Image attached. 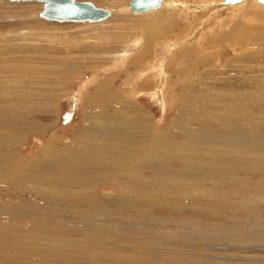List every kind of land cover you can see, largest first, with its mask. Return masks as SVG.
Wrapping results in <instances>:
<instances>
[{
    "label": "bare ground",
    "instance_id": "bare-ground-1",
    "mask_svg": "<svg viewBox=\"0 0 264 264\" xmlns=\"http://www.w3.org/2000/svg\"><path fill=\"white\" fill-rule=\"evenodd\" d=\"M5 1L9 2V0ZM171 1L177 3L178 1L185 2L188 0ZM222 1H225L223 2V7H226L230 11L229 13H232L230 18L227 19L229 21H227L226 25L223 22L220 25L225 27L226 30L222 31L218 38H215V35L204 39L202 38L203 43L200 49H211L212 47L221 48L219 51L212 53V57L216 63H221L222 67H227L231 60L230 54L238 51L240 55L236 60L245 62L247 65L242 73L236 75H231L230 73V71L235 72V70L227 71L228 73L222 71L220 74L223 77L219 78L220 81L213 82L210 87L211 89H204L202 84L205 82L203 80L210 78L213 76L212 74L206 73L204 77L200 74H198L199 76L194 75L196 76L195 79H193L194 76L192 73L189 79L188 74H186V78L183 80L178 78L176 76L177 74L175 75L173 73L177 77L176 81L181 83V85L191 87L197 85L199 89L204 91V94L200 96L199 106L204 111L209 109L206 112L207 115L212 113L210 120L204 119L207 117L206 114L201 119H198V131L194 133H197L194 139H192V135V137L189 136L190 130L188 129L189 131H187L185 129L189 133H185V135L180 133L182 140L179 138L181 143L177 142V140H174L172 134L178 133L176 131L177 123L173 122L171 127L166 128L168 130L161 131L160 129L159 131L151 123L152 119L150 115H140L142 112L140 113L138 110H132L134 114L132 120L117 121V115H115L116 109L113 106L114 101L117 100L115 99V95H113L115 90L108 91L109 81L105 84L100 82L95 85L87 96L91 100V108L94 107V101L98 102L99 100L98 103L102 105L100 107L98 106V108L106 113L105 118L107 119L106 123H108V126L103 128H105L104 131L108 137L107 140L110 141H107L108 144H106V147L120 144L121 153L119 154L121 156L123 155V160L112 164L114 166L113 169L118 171L117 175L110 178L102 173L101 176L103 177L102 180H105L103 183H107V187L109 186L116 190L117 194L115 196L119 201L115 199L114 202L119 207V215H111L107 212L100 214L102 218L109 217L126 222L130 221L126 223L125 226L127 227L123 228L125 229V233H122V235L115 234V232L111 231L112 229H106V225L109 226V224L105 223V219V222L100 219V221H96L95 218H93L94 220L85 219L81 221L85 214L93 216L94 214H98L92 208L82 207L81 209L85 210V212L80 209L77 212L75 211V209L79 208L75 206L76 199H80L81 202L83 201V203L87 204L92 201H105L103 198L105 195L98 194V192L93 194V191H86L87 193L83 191V189H86L85 187L97 180L90 178V175L87 174L89 170H86L87 168L82 166L84 163L81 165L77 162L78 160L76 161L74 159L76 155H72L71 149L75 144H72V141H70L68 145H60L58 142L59 139L55 134L49 137L47 135L46 142L39 144L41 140H44L46 133L50 131V126L43 127L35 120V115L25 114V112L19 110L18 107H23L22 105L24 104L20 101L21 99L13 98L15 99L13 100L10 97L0 95V264H56L62 258L68 257L71 260L76 259V256L80 254L77 252L79 249L82 252H86L89 249L107 247L109 244L105 238H116L118 237L117 235L121 238L119 240L120 243L124 240L131 242L134 248H126V251L127 253L131 251L134 254L119 259L120 261L114 257L116 263L126 264V262L128 263V258H133L138 263H142L145 256H152L154 261H159L162 260L160 259L163 255L162 253H168L169 257L165 256L169 262L168 264H183L181 261H179L180 263L176 261L181 255H183L181 260L187 259L189 264H208L207 259H209V255L212 257L208 253L218 251L214 254L213 258L219 260L220 257L216 258V255L218 256L220 251L225 252L228 249L232 251L239 250V253L244 254L247 252L251 254L255 253V255L256 253L264 255V246L236 247L231 244H222V240L229 236L223 230L224 228L216 230L217 233L215 231L209 233L212 228L200 229L202 225L210 226L209 222H205L206 224H204L200 221L197 222L193 218H182V216L177 215L178 212L187 210V212L191 211L197 215L200 213V215L206 217L221 215V217L227 218L226 213H228L232 217L237 216L240 219V221H237L231 218L232 223L230 222V224H235L236 228H250V233L246 234L251 235L253 239L257 238L262 241L264 238V222L259 217L261 210H264L262 207L264 202L260 200L255 201L256 196H264V138L260 136L251 137L247 129L250 109L254 108L257 110L262 107L264 108V80L261 81L254 78L255 75L260 74H252V67L249 66L251 60H254L258 56L264 58V1L192 0L191 3H197L202 8L205 7L203 6L205 3ZM101 2L104 3L106 1H100L99 3ZM170 3V1L167 3L166 0H161L159 8L142 12L149 13L145 25L142 26L144 30L141 32L140 37L135 39L133 44L129 46L130 48L142 47L140 52L131 55L128 53L129 50H124L119 55H115V61L127 62L131 65L132 69L137 63H146V59H150L149 46L154 47L156 43L160 42L163 44L165 50H169L174 46L176 39H179L181 34L185 32V29H182L184 25L178 26L177 17L179 13L176 11V4L172 5ZM93 5L99 7L95 4ZM199 6L194 7L199 10L201 9ZM194 7L183 6L182 9L186 12V14L182 12L183 15L187 17L186 15H189L188 13H191L190 11ZM99 8L102 7L100 6ZM164 8L168 10H164ZM128 9V4H126L112 12L111 10L110 12L107 10L109 16L104 21H107V24L113 21L122 23V16L127 15ZM253 9L256 11L259 10L257 20L263 21V23L254 26L256 28L254 31H251V28L252 30L254 29L253 27H249V25L247 27L240 22L235 23L234 21V23L230 24L236 14L242 13L243 15H248ZM208 10H215V8H204V11H206L204 14ZM200 15L195 16V18L201 17ZM127 28L125 26H117V30L124 29L125 31ZM236 30L240 32L239 37L229 40L228 38L230 36L232 37L231 33H234ZM25 33L26 30L17 32L15 39L23 43ZM173 38L175 39L174 42L172 40ZM0 40L3 39L0 38ZM2 43L3 41H0V44ZM114 43L115 41L110 40L103 45H86L89 50L88 54L82 55L81 57L92 56V52L95 50L104 49ZM19 46L21 48L25 47L24 44ZM250 47L258 48L259 50L255 54H251L247 51ZM3 48L6 49L9 47L6 46ZM1 55L3 54L0 51V64L2 65L8 58L7 54L4 56ZM199 59L190 63L189 67H191V71L199 68ZM129 64L126 66H129ZM1 65L0 70L3 76V72L5 73L7 70L12 72L15 69H12V67L6 69L5 67H1ZM160 66L157 64L152 65V67L150 66L152 77L147 76L146 73L139 72L131 86V93L137 96L139 95L138 91L146 89L148 95L151 92L153 93V90L149 89L148 86L155 77L160 78L163 76L168 80L170 74ZM256 70L259 71L258 68L255 69V72ZM237 71H240V69H237ZM146 72L149 73L147 70ZM256 73H262V71ZM123 74L127 75V73ZM5 77H0V82H8L9 80H6ZM175 77H173V80ZM90 81L88 79L84 83V86ZM119 85L122 86L121 84ZM10 86L12 87L13 85ZM26 92L30 93V91ZM152 93L149 95H152ZM10 94L12 95L11 92ZM14 101L15 104H13ZM134 101L136 102V100ZM13 105L16 107L15 109L12 108ZM111 108H113L114 113L110 111ZM97 109L94 108V111ZM86 113H89V111H86ZM85 120L84 126L88 122V116ZM125 125L128 127L129 125H135L149 128L141 132L139 129V132L136 131V133L131 134L124 129ZM27 135L29 137L33 136L34 138L39 137L36 139L38 145H32L34 151L30 154H25L20 150V146H23L24 143L22 142L23 138ZM189 141H196L194 143L201 146L200 153H196L197 155H195L194 150L192 151L191 149L188 150L190 153L185 152L179 155V152L182 151L181 146L184 149V146ZM17 146L19 147L18 149ZM85 147L88 148L89 145ZM78 152L80 153L81 151L79 150ZM80 161L84 162L85 160ZM14 196H17V198L15 197L16 201L11 202ZM179 196L182 197L179 199L177 198ZM261 199L264 200V197ZM23 202L26 204H21ZM142 202L149 207H154L155 205V209L159 211H163L160 209H165V211L172 214V216H176V218L162 221L156 216H142L140 214L142 212L138 208L139 203ZM8 206L9 208H2ZM126 209L128 211L132 209V212H124ZM75 218L80 219L76 221ZM214 219L217 220V218ZM154 223H159L164 227L157 228ZM171 224L175 226L179 225L178 227L181 229L174 231L165 227ZM230 224L225 223L224 227ZM261 227H263V230L259 229ZM231 228L233 227L231 226ZM254 229L259 230L256 231ZM90 238H94L96 241H89ZM240 241L241 243L243 242V240L239 239ZM147 244L155 245L157 248L163 247L164 251L156 255V253L150 251V248H145L146 251L137 248L139 245ZM114 247L116 251L117 247ZM199 249L201 250L199 251ZM192 250H198L200 254L195 252L192 254ZM202 250L206 252H202ZM235 252H232V254L237 256H222L220 254L221 257H224L223 262L221 261L222 264H264V257H259L258 254L254 257H243ZM83 254H86L88 258L87 253ZM191 254L193 259H188ZM232 258H236L237 261L233 262L231 260Z\"/></svg>",
    "mask_w": 264,
    "mask_h": 264
},
{
    "label": "rangeland",
    "instance_id": "rangeland-1",
    "mask_svg": "<svg viewBox=\"0 0 264 264\" xmlns=\"http://www.w3.org/2000/svg\"><path fill=\"white\" fill-rule=\"evenodd\" d=\"M74 1L89 2L99 7L101 6L103 9H106L109 12L111 10L112 12L115 9L128 4L130 0H74ZM100 1H106V2L99 3ZM168 1H170L171 2L170 4L172 5L176 4L175 8H176V11L179 13L177 17V22L179 23L178 26L184 25V28L182 29H185V32L181 34L179 39H176L175 41L176 43H174V46L171 47L169 50H165L161 42L156 43L154 47L149 46L150 48L149 58L150 59L147 58L146 63L144 62L137 63L136 66H133L135 69L134 68L131 69V65L127 62L123 63L122 61H115V57H116L115 55H119L124 50H129L128 53L131 55L140 52V49L142 47L141 48H138V47L130 48L129 46L133 44V41L139 38L140 35L142 34L141 32L144 30L143 29L144 27L142 28V26L145 25L147 21L146 18H148L149 13L135 14V13H132L128 9L127 15L122 16L123 18L122 23H117L116 21H113L107 24V21H104L106 18L102 20L104 22L100 21V22H93V23L72 22V21L59 22V21L46 20L45 18H43L42 15L45 11L44 2H40L36 0L19 1V2H6L5 0L0 1V38L3 39V40H0V41H3V43L0 44V51L3 54L1 56H4L5 54H7V58H8L5 63H2V65L1 64L0 65L1 67H5L6 69L8 67H12V69L15 68L12 71L13 73L8 70L5 73L3 72L4 76L2 75L1 73L2 71L0 70V75H1L0 77L7 76L5 78L6 80H9L8 82H5V83L0 82V84L3 83L0 85V88L2 87L0 89V95H4L12 99L13 98L21 99L20 101H22L24 104L22 105L23 107H18L19 110H22L23 112H25V114L35 115L36 117L35 120L43 127L50 126L49 128L50 131L46 133L44 140H41L39 144L45 143L46 138H48L52 134H55L57 136V138L59 139L58 142L60 145H68L70 144V141H72V144H75L73 145V148L71 149L72 155L73 156L76 155L74 156V159L76 161L78 160L77 162L80 163L81 165L84 163V165L82 166H85L87 168L86 170H89L87 174L90 175V178H95V180L98 181V182L96 181L94 183H91L90 185L85 187L86 189H83V191L85 192L93 191V194L98 192V194L105 195L103 197L105 200L104 202L92 201L91 203L87 204V203H83V201L81 202L80 199H76L75 206L76 208L77 207L79 208L75 209V211L77 212L79 209L82 210L81 209L82 207L92 208L98 214H94V216L85 214L83 218L81 219V221L85 219H93V218H95L96 221H100V220L103 222L106 221L105 223L109 224V226L108 225H106L107 227L105 226L106 229L107 228L112 229L111 230L112 232H115V234H119V235H122V233H125L124 232L125 229L123 228L127 227L125 225L126 223L130 221L126 222L124 220L122 221V220L112 219L109 217L108 218L101 217L100 214L103 212H107L108 214H111V215L112 214H117V216L119 215V212H118L119 207L114 202L115 199L119 201V199L115 196V194H117L116 190L115 188H110L109 186L107 187L106 185L107 183H103V181L105 180H102L103 177L101 176H102V173L103 175L105 174V176L107 175L110 178L113 177L114 175H117L118 171L113 169L114 166L112 164L117 163L120 160H123L122 158L123 155L121 156L119 154L121 153L120 144L115 145V146L112 145V147H106V144H108L107 143L108 137L106 136L105 131H104V129L108 126V123H106L107 119L105 118L106 113L102 112L100 108H98V106L100 107V105H102L101 103H98L99 100L98 102L94 101L95 102L93 105L94 107L91 108L92 107L91 100L87 98L89 92H91L93 90V87L97 85L98 83L103 82L105 84V83H108L107 81H109L110 84L108 86L109 88L108 91L117 90V92L114 91L113 93V95H115L116 97L115 99L117 100V101H114L113 103V106H115V109H116L115 115H117V121H125L126 119L132 120L134 117L132 110L134 111L138 110L140 111V113L142 112V114L140 115L149 114L152 119L151 123L154 124V127L156 129H159V131L160 129L161 131L168 130L166 128L171 127V124L173 122L177 123L178 126L176 128V131L178 133H172V134H173L174 140H177V142H180L181 134L185 135V133L188 134L190 132L189 136L192 135L193 136V137L191 136L192 139L196 137L197 133L196 134L194 133L198 131L197 121L198 119H201L203 115L206 114V112L209 109L204 111L199 106V99H201L200 96L204 94L203 90L199 89L197 85L192 86V87L181 85V83L176 81V78L178 77L184 80L186 78V74H188L187 76H189L188 77L189 79L191 77L190 76L191 73L193 76L194 75L199 76L198 74H200L201 76L204 77L205 76L204 74L209 73L213 75L210 77L213 80L210 78H206V80H203L205 82L202 84V87L204 89L206 88L211 89L210 87L213 84V82L214 83L216 81L218 82L220 81L219 78L223 77V75L220 74L222 71L227 72L230 70H235V72L230 71V73L231 75H234V74L236 75V74L242 73L244 71L243 69L247 65L245 62H240L236 60V58L240 55V52L238 51L235 53L232 52L230 54L231 60L228 63L227 67H222V64L216 63L212 57V53H215V51H219L221 48L212 47L211 49L210 48H207V49L202 48L203 50L200 49V46L203 43L202 38L204 39L206 37H211L213 35H215L214 36L215 38H218L221 35L222 31L226 30L225 27H222L220 25L222 24V22L225 23L226 25L227 21H229L227 19L230 18V15L232 13H229L230 11H228L226 7H223V2L225 1L212 2V3H207V4L205 3L203 4V6L205 7H202V8L199 5H197V3L196 4L191 3L192 0H188L185 2L178 1L177 3L171 0H166L167 3ZM185 5L191 6V7L199 6L201 8L199 9L200 12L196 7H194V9L190 11L191 13H188L189 15H186L187 17H185L182 13L184 12L186 14L185 10L183 11L182 9L183 6ZM204 8L205 9L215 8V10H208L207 13L204 14L206 12L204 11ZM164 10H168V9L164 8ZM258 11L259 10L256 11L255 9H253V11H251L250 14L248 15H243L242 13H238L236 15L234 14L235 17L233 18L230 24L234 23V21L235 23L240 22L241 24H244L247 27L248 25L249 27H253L254 29L252 30L251 28V31H254L256 29L254 26H257L263 23V21L257 20V17H258L257 13H259ZM198 15H200L201 17H197L196 19L195 16H198ZM118 25L125 26L128 28L125 31L124 29L117 30ZM129 26L132 28H130ZM22 30L23 31L26 30L25 40L23 41V43L15 39L16 33ZM231 34H232V37L230 36L228 38L229 40L239 37L240 32L236 30L234 31V33H231ZM197 38L199 39L197 40ZM110 40L115 41V43L113 45L107 46L104 49L101 48L99 50H95L94 52H92L93 54L92 56H87L83 58L81 57L82 55L88 54L89 50L87 49L86 45H94V44L103 45L106 42L108 43V41ZM172 40L174 42L175 39L173 38ZM223 43L227 44L225 42ZM21 44H24L25 47L21 48L19 46ZM6 46H8L9 48L4 49L3 47H6ZM258 50H259L258 48H253V47H250L247 49V51L251 54H255L256 52H258ZM197 59H199V68H197V70L193 69V71H191L190 70L191 67H189L190 63L192 61H196ZM127 64H129V66H126ZM155 64H157L158 66L161 65L162 66V67L160 66L161 68H164L165 70L168 71V73L170 74V77H168V80L166 77H163V76H162L163 78L155 77L148 86L149 89L153 90V93L151 92L152 95H149L151 93L147 95L146 89L145 90L142 89L138 91L139 95L137 96L133 95L130 89H131L133 82L136 80L135 79L136 75L139 72H143V73H146L147 76L152 77L150 66L152 67V65H155ZM184 66H186L187 69ZM249 66L252 67L251 68L253 70L252 74H260V75H255L254 78L263 81L264 80V72H263L264 71V58H260L258 56L254 60H251V63H249ZM86 67L88 68L86 69ZM257 68L259 69V71L256 70V72L262 71V73H256L255 69ZM237 69H240V71H237ZM146 70L149 71V73L146 72ZM123 73H127V75ZM173 73L175 75L177 74L176 75L177 77H175ZM178 75H181V76H178ZM173 77H175L174 80H173ZM195 77L196 76H194L193 79H195ZM88 79H90L91 81L84 86V83L87 82ZM12 80L13 82H11ZM138 81H141V80H138ZM119 84H121L122 86H120ZM10 85H13V86L11 87ZM16 87H19L20 89ZM157 87L161 91H159ZM104 88H106V86H104ZM17 90L22 91V92H19V91L17 92ZM26 91H30V93ZM10 92L12 93V95L10 94ZM134 100H136L137 103ZM13 104H15V101L13 102ZM12 108L15 109L16 107H14L13 105ZM94 108L96 109L98 108V109L94 111ZM112 109L113 108H111L110 111L114 113ZM86 111H89V113H86ZM211 114L212 113H209L208 115L206 114L207 117H205L204 119L210 120V118L212 117ZM87 116H88V122H86L84 126V122L86 121L85 118ZM248 119H249L248 120L249 124L247 125V129L249 130L248 134L251 137L260 136L264 138L263 137L264 136V122H263L264 121V108L262 107L257 110H255L254 108H251ZM146 128H149V127L135 126V125H129V127L125 125L124 127V129L131 134L136 133V131L139 132L138 131L139 129H140V132L145 131ZM185 129L187 131L189 130L190 131L187 132ZM92 130H95V131H92ZM174 136L176 137V139ZM32 137L33 136L29 137L27 135L23 138L22 142L24 143H23V146H20V150H22L25 154H30L32 151H34V147L32 145L34 146L38 145L37 144L38 141L36 139H38L39 137L37 138H34V137L32 138ZM76 138L78 139L77 141H76ZM103 138H104V141H103ZM100 142H103V143H100ZM194 142L189 141L187 145L184 146V149H183V146H181L182 151L179 152V155L185 152L190 153L188 150H191V149L192 151L194 150L195 155H197L196 153H200L201 146L198 144H195ZM84 145L85 146L89 145V147L87 148ZM75 146L77 147L75 148ZM18 148L19 147L17 146V149ZM79 150L81 151L80 153L78 152ZM74 152L78 154H75ZM85 153L86 155L84 156ZM80 154L82 155V157ZM80 160H83V161L85 160V161L82 162ZM15 197L17 198V196H14V198L12 197L11 202L16 201ZM181 197L182 196H179L177 198L180 199ZM263 197L264 196H256L255 201L260 200L261 202H264V200L261 199ZM22 200L24 201V199ZM21 204H26V203L23 202ZM262 207L264 209V205H262ZM2 208H9V206L2 207ZM138 208L142 212L140 213L142 216H146V217L156 216L162 221L163 220H173L174 218H176V216H172V214L165 211V209H160L163 211H159L155 209L156 208L155 205L154 207L153 206L149 207L147 204L142 202V203H139ZM132 209H129V211L126 209V211L124 212L126 213L132 212ZM82 211L85 212V210H82ZM198 214L199 215L191 211L187 212V210H184V211L178 212L177 215L182 216V218H189V219L193 218L194 220H197V222L200 221V222H203L204 224L209 222L210 226H207V225L200 226V229L202 228L211 229L212 228V230H210L211 232L209 233H212L214 231L216 232V230L220 228L221 229L224 228L223 230H225V233L227 232L226 234L229 235L228 236L229 238L225 237L224 240H222L221 242L222 244H231L233 246L235 245L236 247L264 246V238L262 239L263 241L262 242L260 239H257V238L253 239L251 235L246 234V233H250L249 232L250 228L248 227L236 228L235 224H230V222L232 221L231 218L233 220L235 219L237 221H240V219L237 218V216L232 217V215L226 213L228 217L224 218V217H221V215L206 217V216L200 215V213ZM238 217L240 216L238 215ZM259 217L264 222V210H261V213H259ZM214 218H217V220ZM78 219L80 218H75L76 221H78ZM225 223L230 224V225H227L226 227H224ZM154 225L157 228L164 227L160 225L159 223H154ZM178 226L171 224L165 227L170 228L174 231L175 230L179 231L181 228ZM214 226L216 227L214 228ZM231 226L233 228H231ZM262 228L263 227L259 229L261 230ZM119 235H117L118 237L116 238L106 237L105 240H107L109 244V246L107 245V247L104 246V248H101V249H89L86 252L85 251L82 252V250L79 249L77 250V252H79L80 254L76 256V259L71 260V259H68V257H66V258L59 259V261H57L56 264H104V263L105 264H108V263L109 264L110 263L111 264H125V263H119V262L116 263L115 259L119 260V259H123L124 257L126 258L129 256H132V254L134 253L131 251L127 253L126 248L133 249L134 247H132L133 245H131V242L127 240L121 241L120 243L119 240L121 238L119 237ZM244 235H245V238H244ZM239 239L243 240V242L242 243L241 241L239 242ZM91 240L96 241L94 238L89 239V241ZM127 243H130V244H127ZM114 246L117 247L116 251H115ZM154 247L155 245L152 246V245L147 244V245H139V247L137 248H139L142 251H146L145 248H150L151 249L150 251H153L154 253H156V255L157 254L159 255L161 251H164L163 247H158V248L157 247L154 248ZM118 249H124V250H118ZM200 250L201 249H199V251ZM203 251L205 250H202V252ZM194 252L197 254L198 253L200 254L198 250L197 251L192 250V254ZM216 252L218 251H215L213 253L211 252L208 253L212 255V257L209 255V259H207L208 264L210 263L211 264H218V263L222 264L224 257H221V255L222 256L235 255V254H232V252L238 253V255L243 256V257H254V256H257V254L259 257L261 256L264 257V255L261 253H256L255 255V253L251 254V253L245 252L244 254L241 252L239 253V250L232 251L228 249L225 252L220 251L218 256L216 255V258L220 257V259L215 260L213 256L214 254H216ZM83 253H87L88 258H87V255L85 254L86 255L85 256ZM162 254H163L162 257L159 256L160 259L162 260H159V261H154V259H152L153 258L152 256H149V257L145 256L144 260H142V263H138V261H136L133 258H128L130 261L128 260V263L126 262V264H154V263L155 264H163V263L168 264L169 262L167 258H165V256L169 257V254L168 253H165V254L162 253ZM192 254L190 255V257H188V259L190 258L193 259ZM182 256L183 255H181V257ZM181 257L179 256V258H177L176 261L177 262L181 261V263L183 264H189L187 259L181 260L182 259ZM148 260H151V261H148ZM231 260H233V262L237 261L236 258H232Z\"/></svg>",
    "mask_w": 264,
    "mask_h": 264
},
{
    "label": "water",
    "instance_id": "water-1",
    "mask_svg": "<svg viewBox=\"0 0 264 264\" xmlns=\"http://www.w3.org/2000/svg\"><path fill=\"white\" fill-rule=\"evenodd\" d=\"M30 0H9V2ZM44 2L45 11L43 18L51 21L72 22H99L109 16L105 9L95 7L89 2H76L74 0H36ZM161 0H130L129 9L133 13H142L151 9H157Z\"/></svg>",
    "mask_w": 264,
    "mask_h": 264
}]
</instances>
